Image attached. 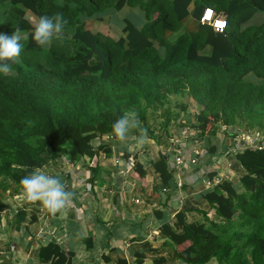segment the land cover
<instances>
[{"label": "trees", "instance_id": "16d2710c", "mask_svg": "<svg viewBox=\"0 0 264 264\" xmlns=\"http://www.w3.org/2000/svg\"><path fill=\"white\" fill-rule=\"evenodd\" d=\"M206 7L225 14L223 32L200 21ZM58 12L67 20L63 33L38 46L29 20ZM105 24L114 35L98 28ZM17 28L27 37L19 63L0 73V211L9 207L8 196L22 193L24 176L50 162L89 159L95 183L98 154H114L111 142L99 140L115 137L112 125L125 111L135 110L154 139L187 123L198 131L192 139L224 126L242 175L205 194L216 217L201 210L202 219L190 222L180 210L176 227L164 223L162 235L172 245L190 241L175 248L190 264H264V136L254 135H264V0H0V32ZM188 99L198 105L192 122L181 117ZM242 132L254 143L242 144ZM131 155L125 149L123 157ZM134 166L145 175L139 161ZM154 167L163 181L172 178L167 158ZM204 174L213 179L218 171ZM25 215L18 212L16 227ZM39 256L72 264L53 242Z\"/></svg>", "mask_w": 264, "mask_h": 264}, {"label": "crops", "instance_id": "0c3cea01", "mask_svg": "<svg viewBox=\"0 0 264 264\" xmlns=\"http://www.w3.org/2000/svg\"><path fill=\"white\" fill-rule=\"evenodd\" d=\"M221 127L208 134L203 145L208 146L206 149L216 146L217 150L207 152L205 159L203 155L199 157L203 149L195 141L199 138L192 139L196 133L191 137L188 134L184 140L188 132L184 133L183 127L159 139L149 137L147 132L146 141L139 146L138 134H130L127 141L105 134L99 141L111 142L114 154H98L95 183L88 178L93 175L89 159L83 161L84 166L82 162L81 166H72L71 159L50 162L39 171L59 177L66 190L74 193L73 199L53 215L39 202L25 201L22 193L8 198L9 207L0 211V264H51V260L39 256L41 247L50 242L64 251L72 264H155L158 258H164L162 264H182L176 252L190 241L168 244L162 225L169 222L176 227V213L180 210H186L190 222L202 219L201 210H211L205 194L216 185L209 186L210 178L204 173L217 170L216 176L225 173L226 179L236 180L244 170L231 137L219 136ZM175 139L179 140L176 144ZM177 147L183 157L181 166L177 163ZM127 148L132 154L128 159L123 157ZM162 157L168 159L173 171L169 181H163L154 167ZM138 161L145 169L144 176L135 170L134 163ZM75 169L80 171L68 176ZM20 210H25L26 215L16 227ZM210 214L216 215L213 209ZM140 258H145L142 263ZM206 264L217 263L213 260Z\"/></svg>", "mask_w": 264, "mask_h": 264}, {"label": "clouds", "instance_id": "9594fccd", "mask_svg": "<svg viewBox=\"0 0 264 264\" xmlns=\"http://www.w3.org/2000/svg\"><path fill=\"white\" fill-rule=\"evenodd\" d=\"M62 7V4L58 5ZM32 26L31 38L40 47L50 46L52 39L63 33L67 20L62 13L53 16H42L29 20ZM17 28L11 35L0 32V73L8 75L12 72V64L19 63L22 51V39ZM11 62V63H9ZM112 131L121 141L130 134L138 132L137 145H143L147 139V129L141 126L138 113L135 110L125 111L112 125ZM22 198L29 203L39 202L44 209L55 215L61 212L73 199L74 193L67 191L59 177L36 170L20 180Z\"/></svg>", "mask_w": 264, "mask_h": 264}, {"label": "built area", "instance_id": "2783aa9c", "mask_svg": "<svg viewBox=\"0 0 264 264\" xmlns=\"http://www.w3.org/2000/svg\"><path fill=\"white\" fill-rule=\"evenodd\" d=\"M200 21L202 23H207V24L211 25L212 28L216 32H223L228 27L227 18L225 17V15H222L220 13L217 14L212 7H206L205 8V10H204V12H203V14H202V16L200 18ZM194 132L192 131V133H194ZM195 133L197 134V132H195ZM186 137L187 138L184 139V140H187L189 138L188 133L186 134ZM237 138L242 141V144L243 143L244 144L245 143L253 144L254 140H255L254 135L248 134L246 132L240 133ZM178 141H179L178 139H175L174 140V144L178 143ZM262 145H260L259 147H261ZM176 152L178 153L177 163H178L179 166H181L182 161H183V157L181 156V149L179 147H177L176 148ZM71 164H72V166L75 165L74 162H71ZM77 165H80V164H77ZM219 176L220 177L208 180L207 184L209 186H213V185L219 184L221 181L226 179V177H228L225 174L219 175Z\"/></svg>", "mask_w": 264, "mask_h": 264}, {"label": "rangeland", "instance_id": "374dc122", "mask_svg": "<svg viewBox=\"0 0 264 264\" xmlns=\"http://www.w3.org/2000/svg\"><path fill=\"white\" fill-rule=\"evenodd\" d=\"M167 1H169V2H171L172 0H167ZM220 14H222V15H225L224 13H220ZM190 20H189V22H192V18L190 17L189 18ZM108 23H110L109 22V20H108V18H107V20H106ZM110 24H112V23H110ZM113 25L114 26H116L117 28H119V26L117 25V24H115V23H113ZM98 28H100V30L101 31H104V32H107V31H109L110 32V34H115V32H113V31H111L109 28V24H105V25H99L98 26ZM187 102H188V111H189V113H187V114H184V113H182V115H181V117H183V118H185L186 116H189V117H191V121L190 122H192V121H194L195 120V112H197L198 111V105L192 100V99H188L187 100ZM184 115V116H183ZM163 120V119H162ZM184 121H185V119H184ZM183 121V123H185ZM187 121V120H186ZM172 124H175V122L174 121H172ZM173 127V126H172ZM175 128V127H174ZM174 128H173V130H174ZM183 129H184V133L187 131L188 132V134L190 135V137H191V135H192V131H191V127L188 125V123L187 124H185L184 126H183ZM228 130H231V128H225V127H221V130H220V133H219V136L221 137V138H228L229 137V134H228ZM264 129H262V131H263ZM195 132H198L197 130H195ZM195 132H194V134H195ZM208 134H210V133H207V136L205 135V136H202V137H200L199 136V133H198V137H199V139H195V141L197 142V143H200V145L202 146V148L204 149H202L201 151L199 150V155L200 154H202L203 155V158L205 159V155L207 154V152H208V149H206L208 146H205V145H203L205 142H206V140H207V138H208ZM257 135V136H259V137H262V136H264L262 133L260 134V133H258V131H255V133H254V135ZM194 136V135H193ZM192 136V137H193ZM187 137L185 136V138L184 139H186ZM212 141L214 142V140L211 138V140H209V142L212 144ZM197 153V154H198ZM207 156H209V155H207ZM65 161V160H64ZM225 163V162H224ZM226 165V163L224 164V166ZM225 174V173H224ZM218 176H216V178H217ZM228 180H230V178L228 179ZM232 180V179H231ZM8 198H10V196H8ZM215 217H216V215H215ZM178 259H179V261H180V263H182V264H190V263H187V262H184L182 259H180L179 257H178ZM212 262V261H211ZM169 264V263H168ZM173 264V263H172Z\"/></svg>", "mask_w": 264, "mask_h": 264}, {"label": "water", "instance_id": "95a60500", "mask_svg": "<svg viewBox=\"0 0 264 264\" xmlns=\"http://www.w3.org/2000/svg\"><path fill=\"white\" fill-rule=\"evenodd\" d=\"M218 33V32H217Z\"/></svg>", "mask_w": 264, "mask_h": 264}]
</instances>
